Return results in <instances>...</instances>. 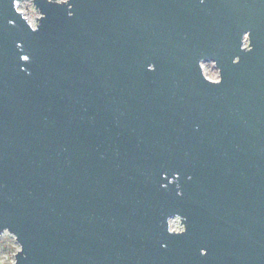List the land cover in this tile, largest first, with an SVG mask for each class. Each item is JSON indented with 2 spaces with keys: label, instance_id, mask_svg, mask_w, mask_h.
Returning <instances> with one entry per match:
<instances>
[{
  "label": "water",
  "instance_id": "obj_1",
  "mask_svg": "<svg viewBox=\"0 0 264 264\" xmlns=\"http://www.w3.org/2000/svg\"><path fill=\"white\" fill-rule=\"evenodd\" d=\"M19 1L0 0L15 264H264V0H33L36 27Z\"/></svg>",
  "mask_w": 264,
  "mask_h": 264
},
{
  "label": "rangeland",
  "instance_id": "obj_2",
  "mask_svg": "<svg viewBox=\"0 0 264 264\" xmlns=\"http://www.w3.org/2000/svg\"><path fill=\"white\" fill-rule=\"evenodd\" d=\"M29 4V3H28ZM34 15L37 12L31 7ZM204 67L209 76H215L219 72L213 61L204 62ZM21 250V245L18 243L16 237L8 231L3 232L0 236V264H14L16 262V254Z\"/></svg>",
  "mask_w": 264,
  "mask_h": 264
},
{
  "label": "built area",
  "instance_id": "obj_3",
  "mask_svg": "<svg viewBox=\"0 0 264 264\" xmlns=\"http://www.w3.org/2000/svg\"><path fill=\"white\" fill-rule=\"evenodd\" d=\"M53 1L61 3L63 1H67V0H53ZM30 6L34 8V10L37 12V14L34 15V12L31 10ZM17 8H19V10L22 11L25 18H28L29 22L31 23V25L33 27H36L38 25V23H39L38 18L40 16V11H39V9H37L35 7L33 0H21V1H19ZM245 45H248L247 41H245ZM203 67H204V63H203ZM204 70H205V74L208 78H210V79L212 78L214 80H219V72H217L216 75L213 77V76L208 75L205 67H204ZM170 227H171V230H174L177 232L183 231V229L185 228L181 219L177 216L172 217V219L170 220Z\"/></svg>",
  "mask_w": 264,
  "mask_h": 264
},
{
  "label": "snow or ice",
  "instance_id": "obj_4",
  "mask_svg": "<svg viewBox=\"0 0 264 264\" xmlns=\"http://www.w3.org/2000/svg\"><path fill=\"white\" fill-rule=\"evenodd\" d=\"M23 59H24L25 61H28V60H29V57H28V56H24ZM217 83L220 84L221 82H217ZM175 179H176V177H174V180H175ZM189 179H191V177H189ZM169 183H172V182L170 181ZM178 195H182V193L178 192ZM186 234H187V231H185V232L183 233V235H186ZM183 235H177V236H183ZM199 254H200L201 256H206V255H207V250H206L205 248H200V250H199Z\"/></svg>",
  "mask_w": 264,
  "mask_h": 264
}]
</instances>
